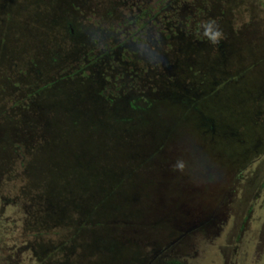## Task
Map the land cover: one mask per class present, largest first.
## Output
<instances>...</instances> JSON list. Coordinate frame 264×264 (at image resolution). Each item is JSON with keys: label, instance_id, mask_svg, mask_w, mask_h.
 I'll use <instances>...</instances> for the list:
<instances>
[{"label": "rangeland", "instance_id": "rangeland-1", "mask_svg": "<svg viewBox=\"0 0 264 264\" xmlns=\"http://www.w3.org/2000/svg\"><path fill=\"white\" fill-rule=\"evenodd\" d=\"M40 1L0 0V8L8 9L7 14L2 13L0 10V115H6L8 119L19 117V119H16L17 121L11 122L13 129L2 130L0 142H9L11 139L19 142L25 139L26 143L28 139H33L31 135L40 141L41 134L46 130L45 121H50L51 123L59 120V115L62 113L54 112L58 110L54 101H57L58 97L60 99L63 98V95L55 90L57 89L55 88L56 86L49 89L51 92L40 94L42 103L49 105L45 106L47 111L40 117L35 112L37 109L35 110L32 106L26 119L22 116V107L17 106H21L23 101L27 102L28 99H31L32 90L37 85L49 81L55 76L57 77V69L60 70L61 68L64 69V66H69L70 71H73L79 67L77 58H73L77 57L75 55L77 50L72 48V39L62 40L61 38L66 37V35H63L65 30H59L62 24H59L58 27L53 26L54 31L52 29L50 31L49 29L44 30L46 26L43 22L46 23L48 21L51 23L53 20V9L51 3L47 2L45 6L40 4ZM183 2L191 4L190 13L187 18L185 16L182 19V16L175 12L173 14L174 17L172 15L170 21L167 19L166 22L169 25L178 27V29L174 28V33L169 38L159 40L157 44L153 42L148 44L147 42L150 39L147 38L146 32L144 34L142 32L140 35L142 42L136 41V45H130L131 50L128 49L129 47L127 48L126 42L123 44L124 49L127 48L129 50L128 54L122 52L127 58L125 60L128 61L123 60L121 55H118L117 60L126 62L121 68L128 74L135 73L142 78V76L146 77V74L150 71L154 74L155 69L162 71V74H164L169 65L176 64V59L185 60L187 54L184 52L183 43L185 45V43L195 38L207 39L211 43H215V47L218 43H221V46L218 45L220 46V52L218 51L217 53V59L213 58L216 53L213 49L214 45L212 47L208 43L199 47V62L202 71L200 78L202 83L200 86L202 85L201 89L204 91L208 89L210 81L217 79L216 84L211 88L212 92H215L219 97L214 102L215 104L219 102L223 109L224 107L227 108L224 109V113L228 116L229 112V116L234 118L233 123L237 122L233 125V129L237 130V139L240 145L242 142L243 149L238 146L233 150L232 158H235L232 160L233 164L227 163V170H231L229 177H227L226 173L220 174L222 173L221 168H219L220 173L217 171H206V169L210 168L216 169L217 164H220L219 167L224 165H222L224 162L223 158L218 155L223 152V149L217 146L220 140L218 137L211 136V129L206 130L205 137H203L204 147H202H210L211 150L206 149L202 152L200 148L198 149L200 152L198 156L190 148H172L174 139L184 140L185 136L187 139L197 138V133L194 131L186 133L185 130L193 129V124L191 122L186 123L185 117L177 120L178 127L172 133L171 121L159 115L162 113L160 107H153L149 113L144 115L146 116L145 122L139 127L137 135L133 137V148L145 147L148 153L151 152L148 149L157 151L154 152V160L159 159V156L161 159L162 152L176 153L175 155L179 158L177 157L176 161H172L170 167L167 166V161L158 165L159 169L152 178L153 182L151 181V185L155 186L158 182L166 180L169 186L167 185L163 191H156L158 197L162 198L163 207L156 208L153 206L154 200L159 199H152V201L147 199L149 219L153 222L155 221L151 229L157 234L156 236L154 233V238L157 239H153L152 236H150L151 238H142L143 251L146 253V245L157 240L154 246L158 249L159 254L155 256L150 264L158 262L170 264L169 262L172 259L178 260L180 264H264V0H184ZM90 3L91 7L93 6L94 8H97L100 3L104 6L106 5L104 0H90ZM41 5H43L42 7L45 10L47 8L49 13L42 15ZM155 6L158 7L159 5ZM185 9H188V6ZM165 11L161 12L160 17L163 16L164 18V16L168 15L169 12L165 13ZM171 13L169 14L171 15ZM168 35L170 34L168 33ZM174 37L175 39L176 37L180 38L175 40ZM52 38L53 41L56 40L55 45L51 44ZM140 38L138 37V39ZM244 42L247 44L244 45ZM104 43L102 40L99 44L100 47H103ZM57 45L60 46L57 47ZM145 45L148 46L147 49L144 48ZM153 50L154 52L156 51L157 55L149 57V55L153 56ZM71 59L73 61H70ZM52 62H54L53 66ZM167 62L168 65H166ZM207 63L212 65L213 74L211 75L210 71H208L210 67ZM99 67L103 68L104 66L99 65ZM221 70L226 73L224 74ZM153 74H149L150 78L153 77ZM174 74L175 69L170 68L168 75L167 73L164 74L166 77L165 81L169 83L175 80ZM177 74L176 72V77ZM179 74L181 76V73ZM130 76H128L129 78L122 76V82L118 86H121L122 92L124 87L123 93L125 95L129 94L127 99H130V97L138 99L136 93L133 94L129 88L128 90L125 89L126 83L130 81ZM133 77L136 85H142V90L148 91L150 96L153 95L154 88L150 89L143 86L146 79L142 78L144 81H140L139 76ZM139 85L138 87H140ZM169 86H166L164 90H169ZM57 87H63V85L58 83ZM69 90L67 91L69 92ZM27 95H29L28 98L25 97ZM46 97L49 99L48 102L45 100ZM85 99L88 103L89 99L87 97ZM86 102L82 99L83 104ZM69 104L72 105V103ZM214 105L210 106L209 100L203 104V106H206L205 111L209 113L216 111ZM101 110L96 111L95 109L94 112L99 116L100 112L104 114ZM129 112L130 109L126 108L124 114ZM95 114L91 112L94 119L93 122H88L87 120L79 122L83 127L76 132V137L62 136L68 145V150L75 152L78 146L86 143L84 138L87 134L86 129H90L92 126L93 134H101L103 136L101 146L108 142L110 145L106 147H111L114 154L131 153V148H124L125 146L129 147V143L126 140L122 139L121 144H118L116 139L113 142L110 139L105 140L107 139L105 135L108 130L112 129V125L110 126L108 123L101 121ZM178 114L180 112H175V116L171 117V119L175 120ZM3 115L0 116L1 128L10 125L8 120H4L5 117ZM2 117H4L3 120L1 119ZM21 117L25 121L20 125L19 120H21ZM139 117L141 115L137 114V120ZM256 118H259L260 121L253 128L252 123H254ZM217 119L221 123L224 121L222 112L220 114L216 113L212 117V120ZM128 124H124L123 128H127ZM241 124L246 127L248 124L252 127L248 126L240 134L239 126ZM20 128L22 130H19V136L15 137V133H18L17 129ZM212 128L214 130L215 126H212ZM225 129H227L226 125ZM22 131L24 132L22 133ZM22 135L25 138H22ZM210 137L211 140H209ZM105 148H101L103 152L106 151ZM140 150L145 151L146 149L142 148ZM257 150L259 153L256 152ZM1 153H4L7 159ZM227 154L231 156L232 153L227 152ZM15 156L17 155L14 152V148H10L8 143L0 146V164L3 162L8 167L5 173L0 174V264H58L55 262L58 257L56 258L54 254L48 255L46 253L33 259L30 251L23 247L26 242L30 243L31 241L34 247H37L42 242L38 241V245L35 246L36 242L24 234L22 229L24 224L22 211L19 206L11 204L16 200V203L21 204L22 199H29L27 193L29 195L34 193L38 180L42 182L43 188L47 186H63L62 184L77 185L82 182L91 185L95 183L92 180L95 172H98L99 176L101 172L96 169L91 170V173L83 164L79 165L77 170L72 169L68 173L69 175H62L58 172L46 173L43 166H38L37 170L34 171L35 159L38 157H33V160H31L29 156L28 161L31 163L26 165L30 169L28 171L32 173V177L29 179L27 173H22L20 159H15ZM179 159L183 160V163ZM218 159L221 162L216 163ZM38 160H42L41 156ZM177 161L179 164L176 163ZM50 166L52 165L49 164L48 167ZM125 166H128V164L125 163ZM194 166L201 169V172H198L200 178L195 177L194 179L191 176L193 171L188 172L190 174L183 171V173H179L180 176L178 178L174 176L177 167L179 169L192 167L191 169L194 170ZM149 169H140L136 173L137 180L145 182L144 177L150 175L148 171L150 173L154 171V169ZM127 170L129 169L127 168L125 171ZM0 171H2V168ZM88 171L91 174V180L87 178ZM36 173L44 174L40 177L38 175L35 176ZM162 176L163 179L161 178ZM165 176L170 179H165ZM81 177H85L86 180L85 178L81 179ZM149 177L152 176L150 175ZM179 178H181L180 181ZM176 185L182 187L183 194L181 196L176 194V189H178ZM199 194L203 197V202L199 204V201H194L197 203V209H194L193 203H188L186 199L193 198ZM186 207L188 208V215L185 212ZM196 210H199L202 214L200 215ZM191 213H193L194 217L199 214L198 218H203L199 222L192 224L186 232H177L171 229V225L163 224L165 220H168V217H172L174 218V224L185 226L191 222L189 216ZM219 214L222 215L217 217ZM35 218L38 219L39 216L36 215ZM131 218L134 217L131 216ZM223 218H226V220ZM42 219L45 218L42 217ZM212 220L215 225H206V222L209 221L211 223ZM217 228L220 231L213 234ZM47 233L49 235L46 237L45 242L49 243L50 239L53 242L56 241L57 236L53 229L47 230ZM104 233L102 232L101 234L104 235ZM108 233L111 232L108 231ZM45 247L46 244L43 248ZM37 250L43 251L40 248ZM89 259L90 257L85 258L83 263Z\"/></svg>", "mask_w": 264, "mask_h": 264}, {"label": "trees", "instance_id": "trees-1", "mask_svg": "<svg viewBox=\"0 0 264 264\" xmlns=\"http://www.w3.org/2000/svg\"><path fill=\"white\" fill-rule=\"evenodd\" d=\"M183 1L184 0H104L106 5L104 6L100 3L102 6L100 7L98 4L97 8L91 7L90 0L40 1V4H44L45 6L47 2L51 3L53 9V20L51 23L48 21H46V23L43 22L46 26L44 30L46 31L49 29L50 31V29H54L53 26L58 27L59 24H62L59 30H65V34L63 35H66V37L61 38L62 40H66L67 38L72 39V48L77 50L75 53L77 57L73 58H77L79 67L73 71H70L69 66H64V69H57V77L52 74L55 76H53V79L37 85L35 89L32 90L33 94H31V99H28L27 102L23 101L21 106H17L22 107V116L26 119L27 114L28 116L30 114L28 111L32 106L35 110L37 109L35 112L40 117V115L47 111L45 110V106H49L46 103H42L40 94L42 95L43 92L46 93L48 91L51 92L49 89L56 86L55 88L57 89L55 90L63 95V98L60 99V97H58V100L54 101L56 108H58V110L54 112L62 114L59 115V120L57 121L55 120L51 123L50 121H45L46 130L43 133L41 132V140L39 141L31 135L33 139H28L26 143L25 139L19 142L11 139L9 142H0V146L8 143L10 148H14V152L17 155L15 159H20L22 173H27L29 179L32 177L31 171H28L30 169L26 167L27 163H31L28 161L29 156L31 160H33V157L37 156L39 158L41 156V161L38 160V158L35 159L34 171L37 170L38 166H43L46 173L58 172L62 175H69L68 173H70L72 169L77 170L78 166L83 164L85 168H88L90 171L96 169L100 170L99 172H101V175L99 176V173L95 172V176L92 179L95 183L91 185L82 182L77 185L62 184L63 186L57 185L56 187L47 186L43 188L42 182L38 180L39 182L35 187L34 193H32V195L27 193L29 199H22V203H19L20 205L16 203L17 200L11 204L13 206H19L22 211V216L24 217L22 229L24 230V234L32 241L36 242L35 246L38 245V241L42 242L37 247H34L31 241L30 243L26 242L24 244L23 247L30 251L33 259L47 253L48 255L54 254L56 258L58 257L57 261H55L58 264H150L155 256L159 254L158 249L154 246L157 240L149 242L146 245V253L143 251V239L151 238L150 236H152L153 239H157L154 238L156 233L151 229L155 221L153 222L149 219L147 199H151V201L152 199H159L154 200L153 206L156 208L163 207L162 198L160 196L158 197L157 192L160 190L163 191L168 184L165 180L158 182V184L154 186L151 185V181L153 182L152 178L155 176L154 173L159 169L158 165L167 161V166L170 167L172 161H176L178 156L175 155L176 153L162 152L161 159L159 156V159L154 160V152L157 151L148 149L151 151L148 153L147 148L139 147V145H137L139 147L138 149L133 148V137L137 135L139 127L145 122L146 116L144 115L149 113L153 107H160L162 113L159 115L171 121L172 133H174V129L178 127V119L185 117L186 123L191 122L193 124V129L185 131L186 133L192 131L196 132L197 138L187 139L185 136L184 140L174 139L173 143L171 142L173 144L172 148H190L199 156L200 152L198 149L201 148L202 152L206 149L211 150L210 147L202 148L204 147L203 137H205L206 130L211 129V136L218 137L220 140L217 146L222 148L223 152L218 155L220 158H223L224 162L222 165H224L219 167L220 164H217L216 169L210 168L211 170L206 169V171H217L220 173L219 168H221V175L226 173L227 177L230 176L231 170H227V163L233 164L232 160L235 159L232 158L233 150L238 146L243 149L242 142L240 145L237 139L238 132L236 129H233V125L237 122L234 121L235 123H233L234 118L229 116V112L228 116L224 113V109L227 108L224 107L223 109L219 102L215 104L216 99L218 100L219 97L215 92H212L211 88L216 84L217 79L213 81L207 80L210 81V84L209 87H207L208 89L204 91L201 89L202 85L200 86L202 83L200 80L202 71L199 62V47L205 46V44L208 43V45H212V47L214 45L213 49L216 53L213 58L217 59L216 56L218 51L220 52L221 43H218L220 46L217 45L215 47V43H211L203 38H195L185 43V45L183 43L182 46L184 52L187 54V58L181 61L176 59V64L169 65L164 72V74L167 73L168 75L169 69L174 68L175 74L173 76L175 80L167 83L165 81L166 77L162 74V71H157L156 69L154 70V74L150 71L146 74V77L142 76V78L146 79L143 86L149 87L150 89L154 88L155 91L152 96L149 95L150 93H148V91L146 92L141 89L142 85L138 84L140 87L136 85L133 76H139L140 81H144V79L140 78V75H136L135 73L128 74L121 68L122 65L126 64L128 61L125 60L127 58L122 52L128 54V49L131 48L130 45H136V41L142 42L140 38L142 32V34L146 32L148 35L147 38L150 39L147 42L148 44L151 42L157 44L159 40H166L169 38L174 33V28L178 29L175 25H169L166 21L167 19L170 21V18H172L175 12H178L182 16V19H184L185 16V18L188 17L187 15L190 13L191 4H185ZM157 4L159 5L158 7L155 6ZM42 6L43 5L40 6L42 15L49 13L47 8L46 11ZM187 6L188 9H185ZM0 10L2 13L7 14L8 9L2 7ZM84 10H87V12ZM164 10H166L165 13L172 12L171 15L168 13L164 18L163 16L160 17L161 12ZM168 33L170 35H168ZM138 37L140 39H138ZM177 38L180 37H176V39ZM120 39L122 40L120 41ZM102 40L105 42V45L100 47L99 44ZM55 41H53L52 38L51 44L55 45ZM125 42L127 43V48L129 47L128 49H124L123 47ZM243 44L246 45L247 43L244 42ZM59 46L60 45H57V47ZM147 47L148 46L145 45L144 48L147 49ZM155 54L157 55L156 51L152 53L153 56L149 55V57H155ZM118 55H121L126 62H122L123 60L121 62L118 61ZM72 59L70 61H73ZM51 64L53 66L54 62ZM207 64L210 67L208 71H210L211 75L213 74L212 65H210V63ZM99 65H103L104 67L101 68ZM166 65H168V62ZM176 72L178 74L181 73V76L177 74L176 77ZM221 72L224 74L226 73L222 70ZM149 74H153V77L150 78ZM129 75H131L130 81L126 83L125 89L128 90L129 88L133 94L136 93L139 100L132 97L127 99L129 94L125 95L123 93L124 87L122 92L121 86H118L122 82V76L126 78ZM207 81L205 82L207 83ZM58 83L62 84L63 87H57ZM168 85H170V89L165 91L164 88ZM67 88L70 89L69 92ZM117 91L120 93H117ZM25 97L28 98L29 95ZM86 97L89 99L88 103L86 102ZM82 99L85 100V104L82 103ZM45 100L48 102V97H46ZM208 100L210 106L215 104V112L209 113L205 111L206 106H203V104ZM69 103H72V105ZM126 108H129L130 112L124 114ZM95 109L96 111L102 109L101 111H103L105 115L102 114V112H100L99 116L96 115L94 112ZM15 110L19 111L18 109ZM91 112L101 121L108 123L110 126L112 125V129L108 130V133L105 135L107 138L105 140L110 139L113 142L114 139H116L118 144H121L122 139H124L129 143V147L125 146L124 148H131V153L114 154L111 147H106L110 145L108 142H103L104 146H101L103 136L101 134H93L92 126L90 129H86L87 134L84 136L86 143L78 146L75 152L68 150V145L62 136L67 135L68 137H76V132L83 127L79 122L83 120H87L88 122L94 121ZM175 112H180V114H178L175 120H172L171 117L175 116ZM221 112L224 119L222 123L219 119L212 120L214 114H220ZM136 113L141 115L138 120ZM3 116L5 119L4 117L1 119L8 120L10 125L4 128L0 127V138L2 130L13 129L11 122H15L17 121L16 119H19V117L8 119L6 115ZM227 120L231 121L228 122ZM19 121L21 125L25 120L21 117ZM259 121V118L254 120V123H252L253 128L256 127ZM124 124H128L127 128H123ZM225 125L228 130L225 129ZM212 126H215L214 130ZM248 126L251 125L247 124L246 127L241 124V126H239V130H241L240 134L242 130L248 128ZM19 130H22V128L17 129L18 133H15V137L19 136ZM23 132L24 131H22V133ZM22 138L25 137L22 135ZM209 140H211V137ZM101 148H105L106 151L103 152ZM142 148L146 150H140ZM227 152H231V156L228 155ZM256 152L259 153L258 150ZM151 153L152 155H150ZM1 154L7 159L4 153ZM180 161L183 163V160ZM219 161L221 162L220 159L216 160V163ZM125 163H127L128 166H125ZM176 163L179 164L178 161ZM49 164L52 166L48 167ZM1 168L2 171H0V174L8 170L7 164L5 165L3 162L0 164V169ZM46 168L48 169L46 170ZM127 168L129 170L125 171ZM143 168H150L149 170L154 169V171H151V173L148 171L152 177H149L150 175L145 176L144 178L146 181L141 182L139 180V182L136 173ZM191 168L179 169L177 167L174 176L178 178L180 176L179 173H183V171L187 173L193 171L191 172V176L194 179L195 177L200 178L198 172H201V169L194 166V171ZM43 174L36 173L35 176L38 175L41 177ZM84 178L81 177V179ZM87 178L91 180L90 172ZM161 178L163 179V176ZM164 178L167 180L170 179L167 176ZM180 179L181 178H179V181ZM176 186L178 188L176 189V194L181 196L183 194L182 187L179 185ZM201 194L186 199V201L188 203H193V208L197 209V203L194 201H199V204H201L203 202ZM87 196H89V198H87ZM185 212L188 215L187 207ZM196 212L200 215L202 214L199 210H196ZM199 214L196 217H194L193 213H191V215L189 214L191 222L187 223L185 226L174 224V218L172 217H168V220H163V224L171 225V229L177 232H186L192 224L197 221L199 222L200 219L203 218H198ZM36 215L39 216L38 219H34ZM220 215L222 214H219L217 217ZM41 216L45 219H42ZM131 216L134 218H131ZM224 220H226V218ZM207 224L213 225L214 222L213 220L211 223L208 221L206 222V225ZM52 229L57 239H55L56 241L54 242L50 239V242L47 243L45 242L46 237L49 235L47 230ZM99 229L100 231H98ZM108 231L111 233H108ZM219 231V228H217L213 234ZM102 232H105L104 235L101 234ZM44 242L46 244L45 248H43L45 245H43ZM39 248L43 251L37 250ZM88 257H90V259L83 263V260ZM169 263L180 264V262L175 259H172ZM155 264L162 263L158 262Z\"/></svg>", "mask_w": 264, "mask_h": 264}]
</instances>
